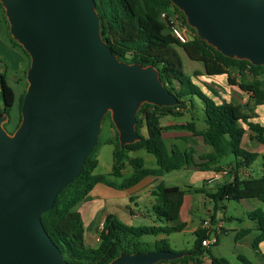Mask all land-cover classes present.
<instances>
[{
    "label": "water",
    "instance_id": "1",
    "mask_svg": "<svg viewBox=\"0 0 264 264\" xmlns=\"http://www.w3.org/2000/svg\"><path fill=\"white\" fill-rule=\"evenodd\" d=\"M223 56L264 66V0H170ZM28 54L21 121L0 112V264H68L41 216L80 175L110 114L120 149L140 140L142 104L174 107L154 66L119 61L102 39L94 0H0ZM188 254L121 252L108 264H158Z\"/></svg>",
    "mask_w": 264,
    "mask_h": 264
},
{
    "label": "trees",
    "instance_id": "2",
    "mask_svg": "<svg viewBox=\"0 0 264 264\" xmlns=\"http://www.w3.org/2000/svg\"><path fill=\"white\" fill-rule=\"evenodd\" d=\"M96 12L100 20V33L112 53L119 61L132 64L138 63L143 67L154 66L159 72V78L170 93L178 99L174 107L158 108L150 104H142L136 116V131L140 140L120 149L117 132L111 122L110 114L103 119L109 121L114 138L106 143L113 146L112 168L108 176L96 174L98 158L96 155L98 143L86 158L80 175L75 181L66 186L57 196L51 210L41 216L42 225L51 241L59 248L68 264H108L121 252L133 254L157 250L170 251L166 236L183 231L186 222L180 221V211L186 194L195 190H185L177 186H165L160 182L151 192L154 202L151 206L156 222L151 226H130L120 222L113 214H108L103 220L102 229L98 232V243L95 247H87L84 243V225L81 215L75 211L78 204L90 199V192L98 183L115 187L108 177L122 178L127 166L132 170L128 178H124L118 189H128L139 184L148 176L160 177L164 172L177 171L194 167L200 171L211 170L220 172L221 161L232 156L233 161L227 164L231 167L230 181L218 185L214 192L207 194L214 203L224 201L238 202L241 199H256L264 204V174L254 177H244L241 170L249 169L259 158L257 153L249 152L243 147V137L246 130L259 143L264 142V125L252 122L256 106L264 105V66H253L246 60L230 59L217 52L204 41L198 39L195 31L188 27L183 14L175 8L170 0H94ZM6 26V36L11 46L24 58L22 79L24 89L18 99L19 119L16 123L11 119L8 124L13 130L21 121V105L27 87L25 75L30 59L23 48L12 39L4 9L0 4ZM167 12L177 14L182 24L193 33L187 43L178 42L170 33L166 24L160 19V14ZM177 48L182 49L189 59L199 61L203 65V73H195L206 77L226 76L228 85L237 86L249 97L246 103L234 104L222 99L219 94L203 84V91L183 71V64ZM6 68V67H5ZM0 112L9 115L15 104L16 96L8 84L6 70L0 73ZM196 97L204 106L205 128L197 130L195 123L190 121L182 125L163 127L160 118L165 115L173 117L182 115L179 110L187 105L193 106L192 99ZM169 129H183L202 139L205 146L212 149L210 153L198 155L200 163L194 159L193 150H181L177 147L169 149L163 138V132ZM145 131V135L142 134ZM144 150L154 156L157 168H145L141 158L130 157L131 152ZM264 164V155L261 156ZM197 193H204L202 189ZM254 224L255 236L251 242L254 250H258L260 242L264 241V210L255 209L247 214ZM213 220V217H211ZM204 222V221H203ZM202 222V224H203ZM243 230L240 235L245 236ZM144 235L164 239L151 243L139 241ZM193 248L188 255L173 261H162L158 264H177L191 262L202 264L201 258L208 252L202 246V241L210 237L208 229L198 227L195 232ZM217 242V240H216ZM215 242V244H216ZM210 264H230L224 258L209 257ZM241 264H255L243 255H237Z\"/></svg>",
    "mask_w": 264,
    "mask_h": 264
},
{
    "label": "crops",
    "instance_id": "3",
    "mask_svg": "<svg viewBox=\"0 0 264 264\" xmlns=\"http://www.w3.org/2000/svg\"><path fill=\"white\" fill-rule=\"evenodd\" d=\"M6 67V68H5ZM24 69V58L16 49H14L7 36H6V26L3 19V14L0 10V73L6 70V78L9 83V80H12L15 83L21 81V73ZM224 77L226 85H222V87L218 86L216 78ZM209 84L212 86V89L215 90L219 96L229 101L228 98L230 97L231 92L235 93L237 97H240L239 101H234V104H241L246 103L249 99L248 95L242 92L237 86L228 85L226 82V76H215L209 77ZM11 86V85H10ZM13 89V88H12ZM14 90V89H13ZM221 92V93H220ZM223 95V96H222ZM1 98V97H0ZM233 99V98H231ZM230 102V101H229ZM254 118L251 119L252 122L260 123L264 125V105L256 106L254 109ZM175 117L171 115H165L160 118V124L163 127H171L174 125H182L186 124L187 122H174L173 120ZM197 129V128H196ZM145 135V134H144ZM252 135L248 130H246L245 135L243 137V147L253 153H257L259 158L264 155V142L259 143L252 138ZM163 138L165 143L169 149L172 147H177L181 150H193L195 152L194 159L196 163H200L198 160V155L203 153H210L212 149L208 146H205L202 142V139L193 135L192 132L183 129H169L163 132ZM144 150H139L135 152H131L129 155L132 158L139 157L143 160L145 168L148 169H156V161L153 156H146L143 154ZM147 153V152H146ZM149 154V153H148ZM151 155V154H150ZM258 159V158H257ZM262 159V158H261ZM149 163V165L147 164ZM154 163V165H150ZM99 165V161H98ZM261 169L253 170L251 167L249 169H244L239 172L241 176L248 177V176H260L264 174V164L262 160ZM112 168V167H111ZM184 170L188 171L191 170L193 172V176L196 177L201 183H203L202 187L193 188L189 183L186 185L187 187H192V190H199L202 189L204 193H206L205 188L210 191L209 186L213 185L217 181H220L221 176L225 179L230 181L231 175V167H224L221 169L220 172H213L211 170L208 171H200L193 166L190 168H183ZM108 172V175L110 174ZM132 174V170L129 166L125 168L123 171L122 178H112L108 177L110 181L115 184V187H111L106 184L98 183L95 185L93 190L90 192V199L88 201L82 202L78 204L75 208V211L81 215L84 225V243L87 247H95L98 243L96 240L98 238L99 226L103 222L104 218L108 214H113L117 217V219L126 224L131 225L137 217H145V211L151 210V206L154 202V199L151 195V192L155 189V187L163 181V175L160 177L156 176H148L144 178L139 184L128 188V189H118L116 185L121 184L124 178L130 177ZM214 181V182H211ZM214 189H212L213 191ZM191 191L189 194L185 195L184 203L180 211V221L181 222H188L185 215V208L186 206L191 207ZM226 202V201H225ZM239 204L245 209V213L248 214L255 209H263L264 204L259 202L256 199H241L238 201ZM222 206L225 207V204ZM218 208L217 204L214 203L213 212L207 210L208 214V221H210L211 227L208 229L211 234H214V238H216L218 243V236L220 234L228 235V231L231 230L235 232L236 243L238 246L242 245V242L246 244V246L251 250L252 257L256 262L255 264H264V241L260 242L258 245V250H254L251 246V242L255 236V232L253 231L254 224L250 221V224L243 228H229L225 229L223 221L221 219H216V209ZM141 209V210H138ZM144 210V211H142ZM152 211V210H151ZM213 217V220H211ZM234 218L230 217L229 221H232ZM204 219L203 221H205ZM202 221V222H203ZM207 221V220H206ZM155 223V222H154ZM201 227L199 226L193 227L192 232L194 233L195 230ZM246 230L248 233L245 236L240 235V233ZM158 239H164V235L156 237ZM210 238V237H209ZM245 241V242H244ZM202 264H210L209 258L203 256L201 258Z\"/></svg>",
    "mask_w": 264,
    "mask_h": 264
},
{
    "label": "rangeland",
    "instance_id": "4",
    "mask_svg": "<svg viewBox=\"0 0 264 264\" xmlns=\"http://www.w3.org/2000/svg\"><path fill=\"white\" fill-rule=\"evenodd\" d=\"M186 35L189 39L193 37V33L187 29ZM178 54L181 58L182 64H183V71L184 73L189 76L194 83H196L203 91L205 90V87L203 84H206L210 88L212 86L209 84V78L204 75H197V78L195 77V73H203V65L199 61H193L189 59V57L185 54V52L177 48ZM218 82V86L222 87V85H226L224 77L216 78ZM9 83L11 87L14 89L16 100L14 106L11 108V111L9 112V115L11 119L16 123L19 119V108H18V99L24 89V81L22 79V73H21V81L18 83L13 82L12 80H9ZM221 93V92H220ZM220 95V94H219ZM223 96V95H222ZM230 97L228 100L231 103H236V101L240 100V97H237L235 93L231 92ZM193 106L187 105L185 109L179 110L178 112H182V115L176 116L173 120L174 122H190L193 121L195 123V127L197 130H202L205 128L204 125V106L201 100L194 97L192 99ZM5 130L9 133L13 130L8 124H4ZM142 134H145V131L142 130ZM114 138V132L113 129L110 127L109 121L105 120L102 122L100 134H99V141L100 144L97 147L96 155L99 161V165L97 169L95 170L96 174H101L104 176H108V172L110 171L113 163L112 159V151L113 146L110 144H107L106 142L110 139ZM143 154L146 156L152 155L146 153L143 151ZM233 161L232 156H227L224 159H222L221 164L222 167H227V164L229 162ZM149 165V163H147ZM262 159L258 158L256 159L253 164L251 165V169L254 171L257 169H261ZM150 165H154V163H151ZM163 181L165 186H177L179 188H183L186 191L192 190L193 188H199L202 187L203 183H201L199 180L196 179V177L193 176V172L191 170H177V171H170V172H164L163 173ZM228 180H225L222 176L220 181H217L213 185H210L209 187L212 189H215L218 185L223 184L224 182H227ZM214 182V181H211ZM190 184L192 187H187V184ZM207 187L205 188L206 193H197L193 191L191 193V207L186 206L185 215L188 222L186 221V228L183 231L171 233L168 236H166V239L168 241V247L171 252L174 253H186L193 248L194 241H195V235L192 232V228L202 225V221L207 219L209 216L207 214V210H210L213 212V206L214 202L207 197V194H211L214 192L212 189L210 191L207 190ZM225 204V207L222 206ZM218 208L216 209V219H221L224 224L225 229L229 228H243L250 224V220L247 217V214L245 213V209L242 207L239 202L235 201H224V202H218L217 203ZM141 210V209H138ZM144 211V210H142ZM146 215L145 217H137L131 223L133 226H151L154 224H160L159 222H156V218L154 217L151 210L148 212L145 211ZM233 217L234 219L232 221H229V218ZM205 220V221H206ZM155 222V223H154ZM210 222V221H209ZM209 231V230H208ZM210 233V231H209ZM228 235L220 234L218 236V243L217 244H211L207 247L208 252L205 253V257L209 258L210 256L214 257H220L224 258L227 261H229L230 264H241L237 260V255H243L247 257L248 259L252 260L253 262H256L254 258L252 257L251 250L246 246V242L243 243L241 246H238L236 243L235 238V232H232L229 230ZM214 234L210 233V238L213 239ZM155 239V236L153 235H144L139 238V241L145 242V243H151ZM177 264H193L191 262H180Z\"/></svg>",
    "mask_w": 264,
    "mask_h": 264
},
{
    "label": "built area",
    "instance_id": "5",
    "mask_svg": "<svg viewBox=\"0 0 264 264\" xmlns=\"http://www.w3.org/2000/svg\"><path fill=\"white\" fill-rule=\"evenodd\" d=\"M160 19L166 24L171 35L180 43L185 44L188 42L189 38L186 35L187 28L182 24V20L177 14H169L167 12H162L160 14ZM103 222L99 226V230L102 229ZM204 229H209L211 224L209 221H204L202 224ZM97 241L99 238L96 239ZM216 242V238H207L202 241V246L208 247Z\"/></svg>",
    "mask_w": 264,
    "mask_h": 264
}]
</instances>
